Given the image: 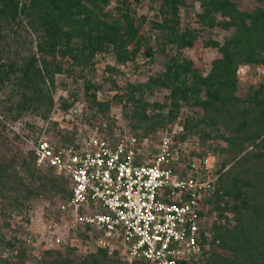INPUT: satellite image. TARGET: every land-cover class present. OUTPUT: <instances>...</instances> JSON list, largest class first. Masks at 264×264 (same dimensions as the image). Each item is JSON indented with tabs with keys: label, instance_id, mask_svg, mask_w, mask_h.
Segmentation results:
<instances>
[{
	"label": "rangeland",
	"instance_id": "1",
	"mask_svg": "<svg viewBox=\"0 0 264 264\" xmlns=\"http://www.w3.org/2000/svg\"><path fill=\"white\" fill-rule=\"evenodd\" d=\"M180 1L176 29L192 41L191 46L168 42L155 28L158 0H98L95 5L83 0L97 22L117 19L125 25L122 14L127 15L136 30V39L126 44L125 60L121 59L123 50L106 44L86 65H77L71 58L61 57L57 48L55 58L61 70L52 76V85L47 83L52 99L49 109L41 102L20 109L22 86L11 84L18 74L9 73L8 79L0 82V163L6 166V174L0 179L3 193L9 197H0V237L6 240L14 236L20 241L12 252L22 251L19 264H36L45 250H53L75 264H88L90 255L98 254L100 247L94 242L93 232L86 231L71 214L65 193L59 189H64V184L58 174L47 173L54 179V188L46 186L37 195H26L9 173L14 169L22 178V170L8 165L16 150L28 156L29 142L35 137L78 144L93 133H106L113 141L135 138L139 158L146 161L164 141L174 159L172 165L181 174L209 170L213 176L202 199L210 196L219 176L221 189L231 187L234 179L245 183L242 189L247 208L242 211L238 253L233 257L207 242L203 248L224 252L236 264H264V0H228L230 6L223 12H214L208 6L209 13L200 0ZM209 20L213 23L210 26ZM25 24L21 15L9 25L1 24L0 62L19 64L20 59L32 55L40 64L41 53L36 51L35 37L24 28ZM228 55L231 63L225 85L213 98L202 87L196 103L193 95L188 99L178 93L172 96L170 86L159 84L165 64L172 57L190 61L195 73L206 77L215 70V62ZM151 78L157 81L151 83ZM92 95L102 107H93ZM28 96L27 93L23 99L26 101ZM130 96L145 105L138 108ZM134 107L146 118L135 121ZM30 167L33 174L41 176L45 172L32 160ZM23 183L33 189L40 181L24 179ZM202 199L200 208L205 214L211 204ZM225 199L228 198L220 200V206ZM216 215L212 212L203 216L200 224L207 227ZM223 215L230 226L234 225L230 212ZM204 234L209 236L207 229ZM103 250L116 264L134 262L117 251ZM1 255L6 256V251ZM200 257L198 254L194 261L198 263ZM108 260L104 262L111 264Z\"/></svg>",
	"mask_w": 264,
	"mask_h": 264
},
{
	"label": "trees",
	"instance_id": "2",
	"mask_svg": "<svg viewBox=\"0 0 264 264\" xmlns=\"http://www.w3.org/2000/svg\"><path fill=\"white\" fill-rule=\"evenodd\" d=\"M91 5H95L98 0H85ZM159 1V16L153 21L155 28L161 31L168 42H175L179 47L191 46L192 41L183 37V34L178 33L176 26L178 25V6L181 3L180 0H158ZM206 13H209L208 6H211L214 12L224 11L225 8L230 6L228 0H200ZM19 15H21L26 22L24 28L28 29V33L34 35L36 40V51L41 53L40 64L36 63V59L31 55L27 58L20 59L21 63L14 61L0 62V82L5 78L8 79V74L13 73V79L11 84L22 86V98L20 97L21 106L23 109L25 106L29 108L32 102H41V106H47L48 109L52 105L51 95L47 91V85H52V76L55 73H59L61 70L60 64L56 61L55 54L57 48L60 49L61 57H69L73 60L74 64L83 66L94 55L95 51L101 49V46L110 44L114 49L123 50L122 60H125L126 51L125 46L132 39L135 38L136 30L133 28L130 20L126 14H122L125 25L117 19H112L110 22H97L94 16L91 15V11L85 7L83 0H0V43L2 42L3 35L1 34V24L9 25ZM206 15V14H205ZM208 25L213 24L211 20ZM105 22V21H104ZM19 25V22L16 23ZM27 33V32H26ZM78 39V40H77ZM138 44V41H134ZM138 46V45H137ZM121 48V49H120ZM3 48L0 47V52ZM1 54V53H0ZM231 58L225 56V59L215 62V70L206 77H201L190 66V61L181 59L178 57H172L168 63L165 64V71L160 78V85L169 87L172 96L176 93L181 95L182 99L190 98L193 95L194 102H199L198 93L204 88V90L213 98L217 90L225 85L223 82L225 77L228 76L230 68ZM213 70V69H212ZM188 74L190 75L188 77ZM49 82H47V80ZM159 80V79H158ZM151 83L157 81L155 78L149 80ZM48 83V84H47ZM88 84V83H87ZM27 91V92H26ZM29 94L27 100L23 99L26 94ZM93 107H102L103 104L94 101V95L91 96ZM131 102L138 108H142L145 103L141 99H132ZM27 103V105H26ZM36 108V107H33ZM11 109V108H10ZM8 109V110H10ZM132 118L135 121H142L146 118L143 111L137 112L136 108H133ZM109 142H113L110 135H104ZM37 137L34 138V140ZM3 139H1L3 143ZM117 140V139H116ZM115 141V140H114ZM5 144L7 143L4 141ZM56 146H69L76 145L73 142H56ZM34 162V156L32 151L28 152L26 157L20 150H16L8 160V165L18 166L24 174V177H19L16 171L12 169L10 175L15 177V182L22 187V190L29 194H39L45 190L46 186L53 187L54 179L49 177L47 173L56 174L50 167L44 168V174H33V169L30 167V160ZM5 163H0V176L6 174ZM57 175V174H56ZM60 180L64 184L63 190L65 193L66 201L70 198V181L67 177L59 175ZM28 182L40 181L37 187L33 188L24 185L23 180ZM1 181V179H0ZM220 176L216 182L213 183V189L210 196L204 199L205 203L209 205L207 212L204 214L202 210L199 211V216L202 218L207 215L210 216L212 212H216V219L209 225L201 223V250L198 260L191 262L192 264H236V262L225 255L224 252H230L231 256H235L239 250L238 239L242 235L241 225L243 223L242 211L247 208L245 202V194L242 188L246 185L239 180L234 179L231 187L222 188L219 184ZM0 184V197L1 199L9 198L3 193L4 183ZM40 189V190H39ZM12 190V189H9ZM226 203L222 206L219 205L222 198ZM202 199V200H203ZM202 203V202H201ZM225 211L232 214V220L234 225L230 226L229 220L223 215ZM81 224V223H79ZM86 231L93 232V228L88 224H82ZM208 230L209 236H205V230ZM209 246H216L221 251H214L213 249H204V243ZM20 244V241L13 236L11 239H4L0 237V264H19L18 260H22V251L18 254H12V252ZM6 251V256H2L1 252ZM105 251L98 249L96 256L90 255L88 264H106L107 261ZM103 261V262H102ZM110 261V260H108ZM112 261H110L111 263ZM85 263V262H84ZM82 262V264H84ZM116 264L112 262L111 264ZM146 262L137 259L133 264H145ZM36 264H75L70 259L61 257L57 252L53 250H45Z\"/></svg>",
	"mask_w": 264,
	"mask_h": 264
},
{
	"label": "built area",
	"instance_id": "3",
	"mask_svg": "<svg viewBox=\"0 0 264 264\" xmlns=\"http://www.w3.org/2000/svg\"><path fill=\"white\" fill-rule=\"evenodd\" d=\"M29 143L37 165L70 181L71 214L93 228L98 247L148 264H190L199 254L209 170L181 174L164 141L148 161L133 137L111 143L93 133L56 146L40 136Z\"/></svg>",
	"mask_w": 264,
	"mask_h": 264
}]
</instances>
